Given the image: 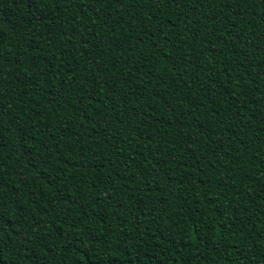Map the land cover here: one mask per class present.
<instances>
[{
	"label": "trees",
	"instance_id": "trees-1",
	"mask_svg": "<svg viewBox=\"0 0 264 264\" xmlns=\"http://www.w3.org/2000/svg\"><path fill=\"white\" fill-rule=\"evenodd\" d=\"M0 264H264V0H0Z\"/></svg>",
	"mask_w": 264,
	"mask_h": 264
}]
</instances>
